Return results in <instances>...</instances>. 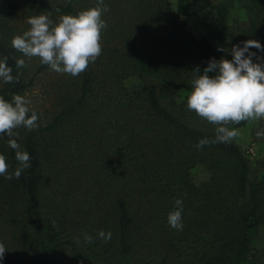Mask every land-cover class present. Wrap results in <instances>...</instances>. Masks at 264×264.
I'll use <instances>...</instances> for the list:
<instances>
[{"label": "trees", "instance_id": "1", "mask_svg": "<svg viewBox=\"0 0 264 264\" xmlns=\"http://www.w3.org/2000/svg\"><path fill=\"white\" fill-rule=\"evenodd\" d=\"M96 3L0 0V59L7 56L19 77L0 80V96H24L39 118L37 130H14L30 167L19 179L0 176L7 249L0 264H252L264 229V170L249 181V159L232 141L198 150L216 131L188 110L187 98L197 67L202 74L211 59H232L233 6L250 17L240 46L257 40L264 47V0H104L102 54L77 77L12 47L30 30V17L51 13L56 23ZM9 139L0 137V154L14 174L19 162ZM198 167L206 173L200 182ZM178 198L182 231L167 221ZM100 230L111 232L108 242L96 238Z\"/></svg>", "mask_w": 264, "mask_h": 264}, {"label": "clouds", "instance_id": "2", "mask_svg": "<svg viewBox=\"0 0 264 264\" xmlns=\"http://www.w3.org/2000/svg\"><path fill=\"white\" fill-rule=\"evenodd\" d=\"M109 9L104 0H97L96 6L80 11L77 15H62L59 22L54 23L51 13L30 17L27 23L30 30L23 35L14 36L12 47L32 58L38 57L41 64L47 65L58 74H69L77 77L85 72L91 63L102 54V31L107 28L102 14ZM56 11H59L57 9ZM250 48L264 51L257 40L243 42V47L234 45L231 49L232 59L214 58L201 74L199 67L194 70L192 91L187 98V108L195 112L201 119L216 125L215 139H201L195 147L200 150L214 143H227L240 135L237 129H229V124H240L243 121H259L264 119V63H253L256 53ZM247 54V55H246ZM17 68L26 67L25 60L13 57ZM257 59H262L257 57ZM12 68L8 66V57L0 59V80L4 83L19 81L12 76ZM209 73H215L210 76ZM31 101L21 95H14L11 102L0 96V137L5 134L10 138L8 145L15 150V159L19 167L14 174H8L9 165L6 157L0 154V176L5 179H19L22 172L30 167V155L17 143L19 133L14 131L21 127L29 132L37 130L38 115L30 112ZM264 137V131L256 133ZM183 200L176 199L175 210L168 214L169 226L177 231L183 230ZM96 238L108 242L111 232H98ZM94 237L85 234V243H94ZM7 249L0 243V261L5 258Z\"/></svg>", "mask_w": 264, "mask_h": 264}, {"label": "rangeland", "instance_id": "3", "mask_svg": "<svg viewBox=\"0 0 264 264\" xmlns=\"http://www.w3.org/2000/svg\"><path fill=\"white\" fill-rule=\"evenodd\" d=\"M172 4L176 5V0H171ZM190 23V30L196 35L200 36L203 33L198 21L194 18L188 19ZM228 22V50L231 55V49L234 45H240V32L242 29H246L250 23V17L240 8L233 6ZM250 52L256 53L253 63H264V54L260 51L249 49ZM247 55V54H246ZM232 56V55H231ZM260 57L262 59H257ZM233 58V57H232ZM34 93L31 94L33 96ZM33 98V97H32ZM210 129H216V125L210 124L206 121V124ZM231 129H237L240 135L233 140L238 145L244 154L247 156L250 162L248 180H255L260 174H262L264 168V137L258 138L256 133L264 131V119L259 121H245L243 125L239 127H233V125H227ZM194 179L196 182H200L206 178V173L202 168H195L193 170ZM253 251L255 252L252 264H264V229L255 238L253 244Z\"/></svg>", "mask_w": 264, "mask_h": 264}]
</instances>
